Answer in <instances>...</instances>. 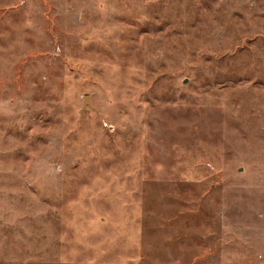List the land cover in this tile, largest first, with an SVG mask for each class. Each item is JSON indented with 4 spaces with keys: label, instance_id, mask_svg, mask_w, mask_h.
Segmentation results:
<instances>
[{
    "label": "rangeland",
    "instance_id": "obj_1",
    "mask_svg": "<svg viewBox=\"0 0 264 264\" xmlns=\"http://www.w3.org/2000/svg\"><path fill=\"white\" fill-rule=\"evenodd\" d=\"M0 264H264V0H0Z\"/></svg>",
    "mask_w": 264,
    "mask_h": 264
}]
</instances>
